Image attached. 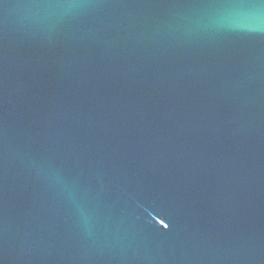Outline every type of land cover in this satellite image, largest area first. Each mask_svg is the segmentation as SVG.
<instances>
[{
    "label": "water",
    "instance_id": "obj_1",
    "mask_svg": "<svg viewBox=\"0 0 264 264\" xmlns=\"http://www.w3.org/2000/svg\"><path fill=\"white\" fill-rule=\"evenodd\" d=\"M0 264H264V0H0Z\"/></svg>",
    "mask_w": 264,
    "mask_h": 264
}]
</instances>
